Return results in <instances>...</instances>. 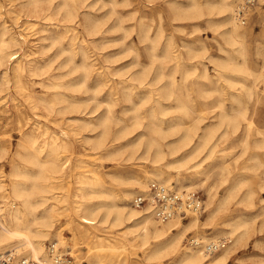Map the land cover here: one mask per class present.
Segmentation results:
<instances>
[{
	"label": "bare ground",
	"instance_id": "1",
	"mask_svg": "<svg viewBox=\"0 0 264 264\" xmlns=\"http://www.w3.org/2000/svg\"><path fill=\"white\" fill-rule=\"evenodd\" d=\"M104 1L111 4L110 14L117 15L108 30H124L121 38L105 35L104 25L109 17L97 7ZM149 1L165 2L174 21H193L195 30L202 20L214 26L223 40L219 41V49L226 56L212 59L220 75L217 78L208 75L204 83L215 84L212 93L222 95L224 90L217 82L226 76L233 88L241 83L242 92L231 93L234 100L230 107L222 98L197 107L190 94L184 92L185 81L178 84L172 76L164 84V68L171 62L175 61V72L178 68L196 67L194 59L204 70L208 69L207 64L203 57L198 59L197 49L189 42L178 44L174 34L159 52L162 27L158 26L153 33L152 24H147L143 15L135 24L127 25L133 12L125 14L118 9L120 5H129L130 0H23L14 12L17 19L25 16L28 26L35 27L40 44L35 49L27 36L30 32H17L6 20L0 25V130L7 123L5 116L15 114L13 120L21 134L13 149L10 140L0 137V164L8 156L10 162L8 172L0 165V252L15 249L39 264H55L46 250V239L56 237L51 242L70 247L63 233L66 228L73 234L74 244L77 239L87 237L103 241V237L89 231L88 225L104 222L124 229L126 238L132 236L143 245H151L148 260L160 262L166 255L174 254L185 264H228L253 233L264 231V196L260 202L256 200L264 193V130L257 128L259 136L254 137L255 122L249 117V103L256 91L245 84L246 78L237 74L244 72L258 81L264 71L252 68L248 60L246 43L251 29L240 24L235 16L242 0ZM259 4H264V0H259ZM155 10L162 21L163 9L155 6L152 12ZM134 32L137 39L124 48L135 53L131 63L112 65L118 61V53L107 55L97 50L112 41L125 42ZM100 35L104 40L102 47L98 44ZM141 45L149 52L150 63L140 59ZM184 47L189 49L184 51ZM54 48L55 56L46 58L47 52ZM156 60L159 68L153 75ZM114 75L129 78L115 81ZM106 87L109 93L104 98L101 92ZM199 90L202 98L212 95ZM136 94L154 97L155 102L137 100ZM243 96L249 101H243ZM208 112L216 114L215 121L204 124ZM244 123L243 135L234 137ZM88 131L97 133L86 135L84 142L116 168L114 172H100L101 178L81 182L77 195L82 200L75 206L77 217L66 215L65 227L57 229L58 214L50 208H41L46 200L44 194L51 191L52 181L68 168V159L64 160L60 153L72 150L76 139ZM231 142L236 145L231 147L232 151H227L229 146L220 150L227 155L217 156L215 150L201 156L203 147ZM238 147L240 153L236 154ZM138 151L141 154L137 155ZM241 156L246 157L244 167L252 171L250 175L240 171ZM139 159L153 166L127 168L130 162L138 163ZM207 160L210 164L206 167ZM174 167L180 170L174 178L177 185L171 184ZM105 175L120 185L117 191L107 187ZM151 181L176 189L204 186L205 220L200 215H189L188 222L174 218L160 223L151 207L132 206L134 196L147 192ZM219 187L224 188L222 194ZM235 200L249 212L227 219V214L234 211L230 205ZM219 217L222 222H215ZM209 225H214V229L212 236L206 237L199 230ZM194 230H198L204 243L209 242L208 238L215 241L221 236L231 237L232 243L210 257L195 248L184 250V238ZM106 247L104 244L90 247L89 263L102 264L106 256L96 251ZM107 261L106 264H115L111 259Z\"/></svg>",
	"mask_w": 264,
	"mask_h": 264
},
{
	"label": "rangeland",
	"instance_id": "2",
	"mask_svg": "<svg viewBox=\"0 0 264 264\" xmlns=\"http://www.w3.org/2000/svg\"><path fill=\"white\" fill-rule=\"evenodd\" d=\"M22 1L23 0H0V10L3 12V14L0 16V25H2V22L4 20H6L12 27H14V30H16L17 32H22L24 34H28L30 32L27 36L29 37V40L33 41L31 44L35 45L34 48L38 49L40 41H38L37 39L38 37L36 34L37 31L35 27L28 26V22L25 19V16L20 15L19 19H17V15L14 12L17 9H19ZM242 1H240L239 3H241ZM130 2L131 3L127 6L123 7V5L122 6L120 5L118 7L120 11L126 12L125 14H130V12H133L132 14L134 16L131 19L128 18V21H126L127 25L135 24L137 20H139L140 17L143 15L145 17L144 18L145 22L147 24L148 23L152 24L153 33L157 32L158 26L162 27L164 34L162 36L159 45V52H161L162 47L165 45L168 38L172 34H174V38L178 44H182L183 41L189 42L188 44H191L197 49V51H195V54L199 55L198 59H201L200 57H203L204 58L203 60L207 64L208 69L204 70L202 69L199 62L196 61L197 59H194L195 63H197L196 67H186L185 69L178 68V70L175 72L173 66V63L175 61L171 62L167 64V66L164 68L165 77H163L162 82L164 84L170 82L172 76H175L178 84H181V82L185 81L186 85L184 92L190 94L197 107H201V106L203 107V102L205 101H209L210 103L214 104L220 98H222L225 101L226 105L230 107L231 102L234 100L231 97V93L233 91L242 92L241 83L237 84L236 88H233L231 86V83L228 81L227 77L221 76L219 78V81L217 82L219 84L217 86L223 88L224 92L222 93V95L218 93H212L213 92L212 87L215 86V84L212 85L205 84L206 83L205 80L208 75H211L213 78H217L220 75L219 72L216 70V66L214 62H212V59L215 58V56H226L225 53H222L219 49V41H223L219 31H217L216 28H214V26H210V24H208L206 20L201 21L200 28L198 30L194 29L193 21L190 20L174 21L172 19V16L168 13L167 4L163 1H156L150 3L149 0H130ZM155 6L156 7L160 6V8L163 9L164 11L163 13L164 18L162 19V21L159 19L156 10L155 12H152V8H154ZM97 7L101 8L99 9L100 12L105 13L109 17L108 22L106 23V25H104V29H106L105 35L109 37L121 38L124 34V30H119V31L108 30L110 24H112L113 20H115V18L117 17L116 14H110V9H111L110 2H105V1L100 2ZM243 26H247L251 29V34L248 36V41L246 43L247 56L250 65L254 69L257 70L262 69L264 71V4L262 5L259 4V0L256 3V5L252 9H250V12L248 13L247 16V22ZM101 37L102 35L98 37L99 38L98 44H100L102 47L101 43L104 40ZM134 39H137L135 32L133 33V35L131 34V36H129L125 40L126 43L124 41L122 42V40H119V42L112 41L110 43L104 44L105 46L103 48L101 49L99 48L97 50L98 51L101 50V54H107V55L112 54L113 52H114L113 54L118 53L117 55L118 61L113 62L111 64L118 66L125 65L127 63H131L133 61V57L135 60V53L132 51L127 52L125 50L126 46L131 44V42L134 41ZM91 46H94V43H92ZM145 49L146 48H143V45H141L140 59L144 63H150L152 58L150 57V54L147 51V49L146 50ZM188 49H189L188 47H184L183 50L187 51ZM56 53L57 51L55 48L49 50L46 54L47 55L46 58L47 57L53 58ZM185 56H187L186 52H185ZM103 58H101L102 62H104ZM55 60L58 61L59 59H55ZM137 68H141V66L138 65ZM158 68H159V62L156 60V62L154 63L153 75ZM237 74L240 75L239 77L246 78L247 79L245 80L246 83L245 82L244 83L247 86H252L253 89L256 91L255 96L252 98V100L249 103L250 106L249 117H251L255 122L254 137H257L259 136V134L257 135V133L255 132L256 129L261 128L262 130H264V75L263 78H260L258 81H254V79H251L247 73L237 72ZM121 78H129V77L128 76L126 77V75L122 77L115 75L113 76V79L115 81H118ZM244 78L242 79L244 80ZM199 89H201L206 95H211V94L212 95L206 98H202L200 96ZM37 91L40 92L41 89L38 88ZM108 93H109L108 87L104 88L103 91L101 92L104 98L107 97ZM243 97H244L242 99L243 101H249V99L246 96ZM20 99L22 98L20 97ZM136 99L147 101V103L155 102L154 97L142 98V96L137 95ZM119 107L120 105L116 106L117 111H120ZM210 110L211 109H208V111ZM213 114L214 116H212ZM205 115H207V119L204 122V124L215 121L214 118L216 114L214 112H210V113L208 112ZM87 116H89V114ZM7 117L10 119H8ZM5 118L6 120H4V123L6 122L7 123L3 128H1L0 133H2L3 135L0 134V137L10 140L13 149L16 147L17 143L19 142L21 134L16 129V120H13L16 118L15 114L12 115L8 114L7 116H5ZM244 130H245V123L241 128V131L238 134H234L233 136L234 137L237 135L242 136ZM9 131L10 133H8ZM86 133L84 132L81 135L82 137L80 136L78 139H76V143L74 144L72 150H66L60 153L61 157H63L64 160L68 159V163H69L68 168L65 169L63 174L59 175L60 177L52 181V183L50 184L51 191L44 194L46 195V200L43 201L41 208H50L52 212L58 214V217L60 218L59 220L60 223L57 225V229L58 228L61 229L65 227L67 221L66 215L68 216V214H71L77 217V211L75 206L82 200L81 197L77 195L79 191V185L81 184V182L90 179L94 180V178L96 179V177L101 178L100 172L102 173L114 172L116 168L115 167L116 165L113 164L112 161L106 160L105 158L98 156L99 154H95V151L91 148V146L84 142V138L86 135L92 136L95 133H97V131L95 132L88 131ZM135 133L136 132H134V134ZM233 146L236 145L231 142L229 144L222 143L218 147L217 146L203 147L201 148L202 149L201 156L208 155L210 154V152L213 153V151L215 150L216 151L218 150L217 156L227 155L225 151L220 152V150L224 148L227 149L228 147L227 151L229 152L232 151L231 147ZM236 150H237L236 154H239L240 147H238ZM139 154H141L140 151L137 152V155ZM240 158H241L240 171H242L244 175H250L252 171L244 167L246 157L241 156ZM7 159L0 164V165L2 164L4 165V169H6V172H8L10 169V162ZM141 160L142 159H139L138 163L136 162L134 164L130 162V164L126 166L128 169H132V170L133 167L150 168L153 166L151 162L144 161L143 163V161L141 162ZM209 164L210 161L207 160L204 165L207 167L209 166ZM179 171L180 170L177 167L171 168V176L173 177V181L171 183L172 185H177V182L174 181V178H176V176L179 175L180 173ZM105 177L107 181V187L108 188L111 187L112 189L117 191L120 185H118L116 182H113L110 177H107L106 175ZM195 189L199 190L203 194L204 199L206 200V191L204 186L198 185V187ZM219 192L220 194H222L224 192V188L219 187ZM242 194L243 193L241 192L239 194V197L242 196ZM262 196H264V193H261L260 195L257 196L256 199L257 202H260V198ZM130 204L133 206L132 201L130 202ZM230 208H232V210L234 211L231 214H227L226 217L227 219L232 218L231 216L234 217V215L246 214L247 212H249L244 205H238L237 200L231 203ZM206 214L207 212L204 211L200 215L203 220H205ZM222 215L226 216V214L223 213ZM189 218L190 217H188V219L185 220V222H188ZM222 220L223 219L219 217L218 219L215 220V222L221 223ZM103 223L97 222L94 225H88L89 231H93L96 233V235L103 237L104 238L103 241H99L96 238L87 237L83 239H77V244H74L73 234L68 229L66 228L63 229V233L66 236L70 247L63 246L61 243H59V245L62 247L65 253H70L74 257L75 264H90L88 261V256H90L89 248L92 246L94 247L102 244L106 245L107 247L108 246H111V248L113 247L112 249L111 248L108 249L106 247L105 250L98 249V251H96V253L100 252L102 253L101 255L106 256L103 259L104 262L102 264L108 263L107 260L110 259L113 260L115 264H185V263H180L179 258H177V256H175L174 254L166 255L165 257L162 258V261L160 262H156L155 259L148 260L147 254L150 251L151 245L149 246L143 245L139 239L133 238L132 236L126 238L125 236H123L124 229H121V227L112 226V224L110 223H104V224ZM213 229H214V225H209V227L207 226L204 229H200L199 232L204 234V236L206 237H211L212 236L211 233ZM199 232L198 230H194L185 236L182 247L184 248V250L193 248L189 243V239L191 237L199 238L198 237ZM52 238L53 240H57L56 237H52ZM52 238L46 239L45 245L47 251L49 244L51 243V241H53L51 240ZM224 238L227 237H223V236L220 237V239H224ZM210 240L212 241V239L208 238L207 241ZM207 257L210 256L207 255ZM228 264H264V231H257L253 233V235H251L247 243L243 245L229 259Z\"/></svg>",
	"mask_w": 264,
	"mask_h": 264
},
{
	"label": "built area",
	"instance_id": "3",
	"mask_svg": "<svg viewBox=\"0 0 264 264\" xmlns=\"http://www.w3.org/2000/svg\"><path fill=\"white\" fill-rule=\"evenodd\" d=\"M258 0H243L236 9L235 16L246 24L247 16ZM133 206L141 209L151 207L155 218L160 223H167L174 218L187 220L189 215H201L205 208L203 194L197 189H176L159 181H151L148 191L139 192L132 200ZM190 245L211 256L232 243L231 238L218 239L204 243L202 239L191 237ZM48 252L55 264H75L70 253H65L60 245L51 242ZM0 264H38L34 259L19 254L15 249L0 252Z\"/></svg>",
	"mask_w": 264,
	"mask_h": 264
}]
</instances>
